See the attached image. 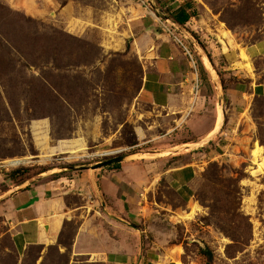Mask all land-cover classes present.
Instances as JSON below:
<instances>
[{
  "label": "rangeland",
  "instance_id": "1",
  "mask_svg": "<svg viewBox=\"0 0 264 264\" xmlns=\"http://www.w3.org/2000/svg\"><path fill=\"white\" fill-rule=\"evenodd\" d=\"M179 1L163 6L173 10L182 6L183 0ZM24 2L33 4L34 12L29 13ZM196 2L201 16L183 31L188 39L180 37L179 31L175 36L194 57L198 68V78L193 75L195 87L198 79L199 90L206 86L204 93L213 97L194 128L185 126L182 136L177 133L171 140L151 142L156 134L148 129L153 123L152 109L140 98L151 68L145 64L148 50L158 44V34L182 52L184 47L167 32L165 22L154 16L146 0H0V195L44 171L39 177L72 179L83 171L67 167H90L121 150L122 155L139 152L146 159L159 160L151 161L158 163L156 166L125 165L134 174L146 173L152 182L136 194L137 209H125L135 216L125 220L128 236L122 232L117 236L129 243L136 239L137 231L146 232L138 247L139 261L134 264H264V50L263 56L252 60L253 66L245 54L252 45L264 48V0ZM139 5L157 23L152 35L136 31L133 19L139 16ZM192 34L228 82L234 77L222 66L219 49L240 50L246 62L242 68L263 90L248 91L254 94L248 98L250 106L245 112L240 110V100L225 93L220 110L222 115L226 113L225 132L202 150L204 160L190 167L194 173L190 188L179 190L176 185V192L167 189L164 180L155 181L169 166H161L162 158L156 152L180 141L197 143L218 113L208 69L204 73L200 68L208 58ZM213 53L217 57L213 58ZM213 75L217 82V74ZM241 80L245 81L244 76ZM219 93L223 95L220 88ZM243 118V126L236 128ZM134 137L139 144L128 146L127 141ZM174 159L173 168L184 162V158ZM198 159L188 157L187 162ZM17 160V165L10 163ZM122 164L119 169L110 166L87 173L96 179L111 174L124 177ZM19 168L28 169V175L7 178ZM101 181L96 180V192L88 199L82 188L63 184L65 188L57 196L67 202L65 205L90 207L69 213L62 231L44 245L24 249L16 244L1 210L0 264H104L98 255L103 248L101 238L89 236L96 234L97 228L102 234L104 227L109 229L95 212L104 207L116 211L118 205L104 194ZM113 182L122 187L121 178ZM178 206L189 214L194 210V214L188 219L174 217ZM106 249L118 247L109 244Z\"/></svg>",
  "mask_w": 264,
  "mask_h": 264
},
{
  "label": "crops",
  "instance_id": "2",
  "mask_svg": "<svg viewBox=\"0 0 264 264\" xmlns=\"http://www.w3.org/2000/svg\"><path fill=\"white\" fill-rule=\"evenodd\" d=\"M159 1L162 5H165L167 0ZM184 1L185 0L182 1L183 4L185 3ZM194 1L196 2L197 0ZM178 2L181 3L179 0H174V2L172 1L171 4H166L165 6H173ZM179 7L180 6L177 8ZM136 11H139L138 18L133 19V22L135 21L134 26L137 28L136 31L138 30L139 33L144 34H154V29L157 27V23L152 15H150L147 9L141 5L136 6ZM197 20L198 19H192L191 22H196ZM162 24L163 26L165 25V23ZM180 37H184L185 39L188 38L182 34ZM156 40V43L158 44L153 45L152 48L148 50L147 56L149 57H147L148 60L145 61V64L151 68L149 74L145 77L140 98L142 104L148 105L152 109L151 118L153 123L148 129L153 130L151 132L155 131L156 134L152 135L151 142H162L163 140L165 142L166 140H171L173 135L177 133H179L177 135L182 136L185 132V126H193L192 128H194V126L198 125L199 117H201L203 110H205L208 100L210 101L213 96H207V94L204 93V88H206V86L203 87L202 90H198V92L195 91L194 73L191 72L192 67L190 61L184 52L175 47L165 35L158 34ZM263 50L264 48L261 44L252 45L245 50V54L247 58L250 59L252 66V60L263 56ZM151 54L152 57H150ZM218 55L221 57L220 60L222 61V64H224L222 66L228 67L227 72H230L234 79H230L232 82H228L227 79H224L223 77L224 85H222L218 75V81L216 82L213 73L207 71L210 82L214 86L213 91L217 98L216 111H218L219 114L216 112L217 116L215 119L212 122L207 123L206 129L203 131L204 135L203 132H201V137L196 140L197 143L193 144L190 141H180L171 145L170 148H161L156 152L159 156H161L160 154H166L165 152H169L165 157H160L162 158V161H160L161 166H169L161 172L159 179H155V181L159 183L164 180L165 183H167V189L171 188L176 190V188H173V186L175 187L176 185L179 190L180 188H190L188 186L192 182V174H194L190 167L201 163L205 158L204 155H206V153H202V150L217 141L221 137L223 131L225 132L226 113H223V115L220 113L223 111V99L226 97L225 93L233 96L236 101L240 100V110L242 109L245 112L250 106V100L248 98H252V95L254 94L248 91L258 92L259 90L264 89L258 88L260 86H257V84L255 85L249 71L246 68H242V66H246V62L241 58L242 52L240 50L229 49L224 51L220 48ZM215 57H217V54L213 53V58ZM200 68L206 73L205 71L207 70V67L205 63L202 62ZM212 68L216 75L218 72L216 65H212ZM243 76L245 81L241 80L243 79ZM219 88L222 89L223 95L219 93ZM219 119L221 121H219ZM243 122H245L244 118L242 121L238 120L236 128L243 126ZM192 144H197V147L194 148ZM186 146L191 147L185 148ZM219 156L224 157L225 153ZM188 157L195 158V160L196 158L199 159L189 163L187 162ZM174 158L178 161L181 158H184L183 164L176 168H173V166L171 167L175 160ZM152 160L154 159L126 161L122 164L123 167H121L122 176L123 174H126L124 177H121L118 174H111L108 178L102 176L101 179H96L94 175H89L87 173L93 171L90 169L75 171L83 172L78 173V175L72 179L63 178L58 181L48 180V176H38L31 182L23 184L18 189L10 190L1 194L0 211L2 210L3 213L5 212L6 214L5 220L10 225L16 244L20 245L22 248L24 247V249L30 245H44L49 239L54 238L57 233L62 231L66 221L69 220V213L75 211V209H88V207H90L73 208L69 205H65L67 202L65 203L61 196H57L60 192H63L61 191L65 188L63 184L65 183L70 186L77 185L78 188H82V190L86 191L85 193L87 194L88 199V197H92L96 192V180H102L104 194L116 201L118 209H116V211L111 207H108L107 209L104 205V209L101 212H95V215L99 216V220H101L103 226L104 224H107L109 229L108 227H104V233L102 234L97 228L96 234L90 235L89 237L101 238L103 248L98 255L101 256L104 264H134L139 261L140 253L138 254V247L144 233L146 232L141 233L137 231L133 235L136 239L129 243L127 242L128 244L123 243V240L117 236L120 235L121 232L122 235L125 234L124 236H128L126 227H129V224L126 223L125 220H132L135 216L134 212L129 211L126 213L127 211L125 209L127 207L128 209H137L138 203L136 194L139 193V190H141L143 186L152 183L146 173L144 176L136 173L134 174L132 168L137 165H158L156 162H151ZM156 160L158 161L159 159ZM149 162L154 164H149ZM169 162L171 163L169 164ZM127 164H131L132 168L125 167ZM117 168L119 169L120 167ZM102 170H104V168ZM174 175L178 178H173ZM81 177L86 178V180L81 182ZM117 178L122 179V187L113 182H116ZM121 189H125L124 192H122ZM176 192H178V190H176ZM180 192L182 195L185 194L182 191ZM62 194L64 195L63 197H66L64 193ZM187 196L188 195L186 194V197ZM83 198L86 200L85 197ZM179 207L180 206L174 210L173 216L183 219L181 215L184 213L189 214V212H186L184 208ZM170 209L172 208L170 207ZM122 210L124 212H122ZM167 212H169V209ZM89 221L90 220L87 222ZM107 229L110 231H107ZM112 232L114 233V237H112ZM109 244L118 247V249H114V251L107 250L106 245ZM122 246L125 247L123 248ZM153 256L154 259L158 258L155 255ZM145 259L146 258H143L144 261Z\"/></svg>",
  "mask_w": 264,
  "mask_h": 264
},
{
  "label": "trees",
  "instance_id": "3",
  "mask_svg": "<svg viewBox=\"0 0 264 264\" xmlns=\"http://www.w3.org/2000/svg\"><path fill=\"white\" fill-rule=\"evenodd\" d=\"M157 5L162 9V11L170 17V19L175 23V25L179 28V32L182 34L183 31L187 32L186 30V26L187 24L192 20V19H199L200 18V13L199 10L197 8V4L194 0H185V3L180 6L179 8L175 9V10H167L165 9V7L160 3L159 0H156ZM183 35V34H182ZM192 37L195 41L198 42V44L200 45V47L202 48V50L205 53V56L208 58V60L210 61L211 64L212 63V57L210 55H208L206 53V49L205 47H202L200 44V40L196 35L192 34ZM188 39V38H187ZM189 43V41H188ZM218 77L220 78L221 84L224 85V81H223V76L220 72H217ZM127 145L130 147H134L137 146L139 144V141L137 138H133V140H129L127 141ZM139 153V152H136ZM120 166V164L117 165H113L112 167H118ZM47 171H44L42 173H39L37 175V177L39 175H42L44 173H46ZM29 173L28 169H24V168H19L17 170H14L12 172H9L6 176L8 179H12V180H17L18 178H23L25 176H27ZM35 177H27V179L25 180V182L31 181L33 180Z\"/></svg>",
  "mask_w": 264,
  "mask_h": 264
},
{
  "label": "water",
  "instance_id": "4",
  "mask_svg": "<svg viewBox=\"0 0 264 264\" xmlns=\"http://www.w3.org/2000/svg\"><path fill=\"white\" fill-rule=\"evenodd\" d=\"M148 2V4L150 5L151 9L154 11V15H158L159 18L165 22L167 25H169L172 29L175 30V32L179 31V28L175 25V23L170 19L169 16H167L162 9L157 5L155 0H146ZM181 35V34H179ZM122 152H117L115 154L111 153L108 156H110L111 158L104 160L96 165L90 166V167H67L66 169H68L69 171H80V170H86V169H90V170H98V169H103L109 166H113V165H117V164H121L124 163L125 161L128 160V158L130 156H132L133 154L130 155H122ZM115 155V156H114ZM106 156V157H108Z\"/></svg>",
  "mask_w": 264,
  "mask_h": 264
},
{
  "label": "bare ground",
  "instance_id": "5",
  "mask_svg": "<svg viewBox=\"0 0 264 264\" xmlns=\"http://www.w3.org/2000/svg\"><path fill=\"white\" fill-rule=\"evenodd\" d=\"M24 5L23 6H25L26 8H27V10L29 11V13H32V12H34V10H33V4H32V6H30V4L29 3H27V2H24L23 3ZM225 36H227V37H229L230 38V35H228V34H225ZM205 65H206V67H207V69H208V71H211L213 74H214V69L212 68V65H211V63H210V61L208 60V59H206L205 58ZM220 118V117H219ZM220 119H222V118H220ZM219 119V121H221ZM121 151H124V150H121ZM121 151H118V152H121ZM113 153V152H112ZM117 153V152H116ZM166 154H160L161 156H159L158 155V157H165L166 155H168V153L169 152H165ZM141 153H139V154H133L132 156H130L129 158H128V160L127 161H129V160H132V161H137V160H141V159H146V157L143 155V154H141ZM105 155V154H104ZM19 162L20 161H13V162H10V163H12V164H19ZM194 214V210H193V212L192 213H190V214H182L181 215V217L182 218H186V219H188V218H191V216Z\"/></svg>",
  "mask_w": 264,
  "mask_h": 264
},
{
  "label": "built area",
  "instance_id": "6",
  "mask_svg": "<svg viewBox=\"0 0 264 264\" xmlns=\"http://www.w3.org/2000/svg\"><path fill=\"white\" fill-rule=\"evenodd\" d=\"M164 28L167 30V32L169 31L170 32V34H172L174 37H175V39L183 46V42H181L180 40H179V38H177L176 36H175V34L177 33V32H175V30L174 29H172L169 25H164ZM184 47V53H185V55L188 57V59H189V61H190V64L192 63V69H193V73H194V75H196V77L198 78V68H197V66H196V64H195V61H194V57H193V55H192V52L184 45L183 46ZM199 83H198V79H197V87H195V90H196V92H198V90H199Z\"/></svg>",
  "mask_w": 264,
  "mask_h": 264
}]
</instances>
